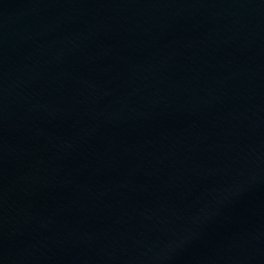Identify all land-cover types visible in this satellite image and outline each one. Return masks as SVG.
<instances>
[{
    "label": "water",
    "instance_id": "obj_1",
    "mask_svg": "<svg viewBox=\"0 0 264 264\" xmlns=\"http://www.w3.org/2000/svg\"><path fill=\"white\" fill-rule=\"evenodd\" d=\"M134 0H0V264H57Z\"/></svg>",
    "mask_w": 264,
    "mask_h": 264
}]
</instances>
